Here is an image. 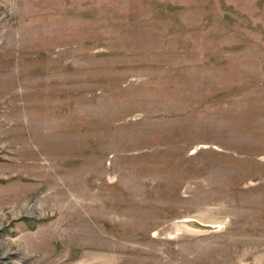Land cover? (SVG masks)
<instances>
[{"label":"rangeland","instance_id":"1","mask_svg":"<svg viewBox=\"0 0 264 264\" xmlns=\"http://www.w3.org/2000/svg\"><path fill=\"white\" fill-rule=\"evenodd\" d=\"M0 264H264V0H0Z\"/></svg>","mask_w":264,"mask_h":264},{"label":"water","instance_id":"2","mask_svg":"<svg viewBox=\"0 0 264 264\" xmlns=\"http://www.w3.org/2000/svg\"><path fill=\"white\" fill-rule=\"evenodd\" d=\"M190 223V222H189ZM191 224H193V225H191V226H193V227H195V228H199L200 226H201V224H199V223H197V222H193V223H191Z\"/></svg>","mask_w":264,"mask_h":264},{"label":"bare ground","instance_id":"3","mask_svg":"<svg viewBox=\"0 0 264 264\" xmlns=\"http://www.w3.org/2000/svg\"><path fill=\"white\" fill-rule=\"evenodd\" d=\"M189 225V224H188Z\"/></svg>","mask_w":264,"mask_h":264}]
</instances>
